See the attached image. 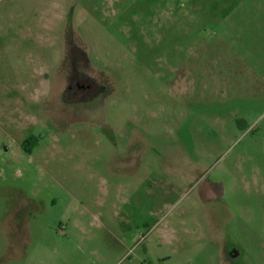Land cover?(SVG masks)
Segmentation results:
<instances>
[{
	"label": "rangeland",
	"instance_id": "374dc122",
	"mask_svg": "<svg viewBox=\"0 0 264 264\" xmlns=\"http://www.w3.org/2000/svg\"><path fill=\"white\" fill-rule=\"evenodd\" d=\"M0 264H264V0H0Z\"/></svg>",
	"mask_w": 264,
	"mask_h": 264
}]
</instances>
